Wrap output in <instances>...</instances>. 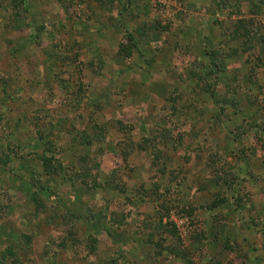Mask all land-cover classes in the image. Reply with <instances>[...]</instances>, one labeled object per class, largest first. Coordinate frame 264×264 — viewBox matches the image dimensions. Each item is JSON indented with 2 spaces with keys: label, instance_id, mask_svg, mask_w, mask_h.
<instances>
[{
  "label": "rangeland",
  "instance_id": "374dc122",
  "mask_svg": "<svg viewBox=\"0 0 264 264\" xmlns=\"http://www.w3.org/2000/svg\"><path fill=\"white\" fill-rule=\"evenodd\" d=\"M152 3L0 0V264H264V0Z\"/></svg>",
  "mask_w": 264,
  "mask_h": 264
},
{
  "label": "trees",
  "instance_id": "16d2710c",
  "mask_svg": "<svg viewBox=\"0 0 264 264\" xmlns=\"http://www.w3.org/2000/svg\"><path fill=\"white\" fill-rule=\"evenodd\" d=\"M216 2H218L219 4H223V3H225V1L226 0H215ZM158 26H161L160 24L158 25ZM162 28H164V29H167L168 27L167 26H162ZM127 39H128V41H127V43H125V44H127L128 45V47H130V50H129V52H131V50H132V48H135V41H134V39H133V36L132 35H128L127 36ZM121 52H125V51H127L128 52V48H126V47H124V45H123V47H121ZM120 52V53H121ZM128 56V55H127ZM210 56H211V62L212 61H214V59H215V53L214 54H210ZM258 59L259 60H262V62H264V52L262 53V55H260L259 57H258ZM212 66H213V69H211L210 71H208V73H209V75L211 74V75H215L216 76V74L218 73L217 71H216V69L214 68V63H212ZM202 74V73H201ZM201 74H200V76H201ZM205 74V73H204ZM203 74V75H204ZM217 76H218V74H217ZM203 78V77H202ZM204 78H205V76H204ZM219 84V80L218 79H216L215 81H214V83H210L208 86H207V91H208V93H210V96H211V98L213 99V101L215 102V103H218L219 101H221L222 99H221V93L217 90V85ZM166 99L169 101V102H171V99L169 98V97H166ZM221 99V100H220ZM172 104V103H171ZM171 108H172V112H176L177 110H178V108H177V105L174 103V104H172L171 106H170ZM221 110H223V109H221ZM171 112V113H172ZM221 112V111H220ZM173 114V113H172ZM174 115H177V113H174ZM219 114H217V116H218ZM248 119H250L249 120V122H250V125H252V126H256V127H258V129L260 130V131H262L263 133H264V124H262V122H260V121H257V120H253L252 118H248ZM99 127H101L100 125H99ZM102 128V127H101ZM38 134H39V140H41V139H43L44 138V135L43 134H41V132L40 131H38ZM84 134H86L85 133V130L84 131H82L81 133H77L76 135H80V140H79V143H82V141H84V138H82L81 139V136L83 137V135ZM89 134V133H88ZM87 135V134H86ZM73 140H76V138L74 137L73 138ZM93 140H91V139H89L87 142H92ZM10 142V145H12V144H15L14 142L15 141H9ZM86 143V142H85ZM84 143V144H85ZM83 144V143H82ZM156 146V144L154 145V147ZM157 147V146H156ZM52 147H49V148H46L45 150H51L52 151V149H51ZM36 150V149H35ZM35 152H37V151H35ZM45 154V155H44ZM42 155H43V160H44V164L42 165L43 166V170L45 171V173L46 174H51L52 176H55V175H61V174H59L60 172H61V168H62V165H61V161L58 159V158H56V157H54V156H51V157H49L48 155H46V153H44V151L42 152ZM41 155V156H42ZM63 175H65L66 176V174H63ZM35 185L34 183H30V185H28L27 186V188L28 189H31V185ZM40 188H42L41 186H40ZM32 199H33V201L35 202V204H36V207L37 208H39V207H41V206H43V199H42V197L40 196V195H38L37 194V191H34V192H32ZM43 203V204H42ZM223 203H225V199H219L218 201H216V202H214L213 203V207H217V206H220V205H222ZM168 223V225L172 228V231L174 232V233H176V226H175V224L172 222V221H168L167 222ZM95 244H96V238H94V239H91V246H92V249L94 250L95 249ZM65 244L63 243V246H64ZM6 252L8 253V254H13V249H12V247H8L7 248V250H6ZM178 253H180L181 255H190V253L189 252H185L184 253V251H179Z\"/></svg>",
  "mask_w": 264,
  "mask_h": 264
},
{
  "label": "built area",
  "instance_id": "2783aa9c",
  "mask_svg": "<svg viewBox=\"0 0 264 264\" xmlns=\"http://www.w3.org/2000/svg\"><path fill=\"white\" fill-rule=\"evenodd\" d=\"M172 0H152V5L156 10H159L161 13L166 14L169 12V10H171V3ZM170 13V12H169ZM175 223L178 227H180V224L184 223V220L181 219L179 220H175Z\"/></svg>",
  "mask_w": 264,
  "mask_h": 264
}]
</instances>
